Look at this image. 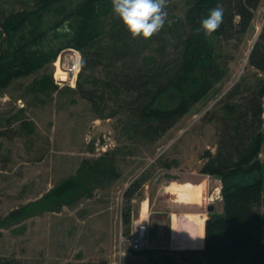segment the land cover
<instances>
[{
  "label": "rangeland",
  "instance_id": "1",
  "mask_svg": "<svg viewBox=\"0 0 264 264\" xmlns=\"http://www.w3.org/2000/svg\"><path fill=\"white\" fill-rule=\"evenodd\" d=\"M80 1L71 0L67 7ZM32 6L33 0H0V16ZM186 8V0H168L164 28L174 18L183 20ZM114 15L112 12L103 19L104 34L94 47L108 48L107 32ZM164 28L154 40L147 39L140 46L145 54L161 53L171 60L177 56L175 44L182 27L171 28L170 33ZM262 30L264 0L243 35L214 38L220 65L225 69L223 78L161 135L144 134L132 118L127 95L121 92L117 96L111 88H104V82L114 81L120 62L113 64L103 59L92 72H84V77L93 76L97 80L82 84L88 90H96L94 104L81 97L76 85H56L57 89L47 93L31 91L28 87L31 82L45 70L48 73L53 70L52 64L13 80L1 90L0 260L10 259L16 264H149L142 253L130 249V234L139 224L146 225L149 248L171 249L173 219L194 211L183 205H193L195 212L206 216L210 206L219 212L222 182L200 173V169L207 160L205 154L217 151L225 133L224 103L239 101L249 94L257 79L264 78V72L248 63L249 53ZM18 115L21 117L16 119ZM24 122L31 124L32 133L21 128ZM105 153L118 176L101 181L91 196H83L58 211L30 216L18 213L54 185L76 174L82 161H93ZM260 158H264V153ZM192 174L196 177L189 179ZM204 178L209 184L203 190L205 197L194 206L195 189L188 185L189 180L198 182ZM134 179L146 181L140 195L127 201L124 191ZM217 188L218 195L211 203L210 196ZM143 200L146 212L141 216ZM127 206L132 214L128 229L122 222ZM235 264H250L249 256L239 257Z\"/></svg>",
  "mask_w": 264,
  "mask_h": 264
},
{
  "label": "trees",
  "instance_id": "2",
  "mask_svg": "<svg viewBox=\"0 0 264 264\" xmlns=\"http://www.w3.org/2000/svg\"><path fill=\"white\" fill-rule=\"evenodd\" d=\"M260 1L186 0L183 20L174 18L164 28L170 33L171 28L182 27L175 44L177 56L166 60L161 53L145 54L140 45L147 40L133 39L116 15L112 16L107 32L108 48L94 47L104 34L103 19L113 12L111 0H81L71 8L67 7L71 0H33L30 8L0 16V91L13 80L52 64L62 49L75 48L82 57L75 89L81 97L95 103L96 90H88L82 84L97 80L93 76L84 77L85 71L92 72L103 59L113 64L120 62L114 81L104 82V88H111L117 96L121 92L127 95L132 118L144 134L161 135L223 78L225 69L220 65L214 38L243 35ZM217 5L224 9L220 28L211 35L198 33L201 20ZM248 63L264 72V30L249 53ZM28 87L41 93L57 89L52 70L49 73L45 70ZM223 112L225 133L217 151L205 154L207 160L200 169V173L222 182L221 209L211 211L208 216L194 211L174 218V243L181 249L156 247L132 251L142 253L149 264H235L244 255L249 256L250 264H264V158H260L264 153V78L257 79L249 94L239 101L225 102ZM21 128L28 134L33 132L28 122ZM107 155L82 161L76 174L54 185L18 213L30 216L58 211L83 196H91L101 181L118 176L108 164ZM145 181L134 179L124 191L125 200L140 195ZM218 190L212 192L211 203ZM131 220V208L127 206L122 213L127 229ZM184 246L196 249H182ZM0 264L16 262L4 259Z\"/></svg>",
  "mask_w": 264,
  "mask_h": 264
},
{
  "label": "clouds",
  "instance_id": "3",
  "mask_svg": "<svg viewBox=\"0 0 264 264\" xmlns=\"http://www.w3.org/2000/svg\"><path fill=\"white\" fill-rule=\"evenodd\" d=\"M112 10L133 39H150L157 35L167 22L168 0H111ZM224 9L221 5L210 9L207 18L196 29L211 35L223 23Z\"/></svg>",
  "mask_w": 264,
  "mask_h": 264
},
{
  "label": "built area",
  "instance_id": "4",
  "mask_svg": "<svg viewBox=\"0 0 264 264\" xmlns=\"http://www.w3.org/2000/svg\"><path fill=\"white\" fill-rule=\"evenodd\" d=\"M81 52L75 48L62 49L52 62V79L58 87L76 85L81 70ZM146 225L139 224L129 237L131 251L149 249Z\"/></svg>",
  "mask_w": 264,
  "mask_h": 264
},
{
  "label": "bare ground",
  "instance_id": "5",
  "mask_svg": "<svg viewBox=\"0 0 264 264\" xmlns=\"http://www.w3.org/2000/svg\"><path fill=\"white\" fill-rule=\"evenodd\" d=\"M187 185V184H186ZM189 186H191L193 189H195V193L193 194V199H194V206L196 205V204H198V203H200L201 201H202V196H204L203 195V190H204V188L208 185V181H207V179L206 178H204V180H202V179H200V181H198V182H193V181H190L189 180V184H188ZM187 189H188V187H187ZM207 190V189H206ZM205 191V190H204ZM205 197V196H204ZM203 197V198H204ZM205 201V200H204ZM206 203V202H205ZM146 202H145V200H143V203H142V205H141V209H140V212H141V216L142 215H144L145 214V212H146ZM193 205H190V206H187V205H183V207L185 208V209H191L192 208V210H194L195 211V209H193V208H195V207H192ZM196 206H198V205H196ZM188 207V208H187ZM194 211H187V212H189L190 214H192ZM141 221H142V219H141Z\"/></svg>",
  "mask_w": 264,
  "mask_h": 264
},
{
  "label": "crops",
  "instance_id": "6",
  "mask_svg": "<svg viewBox=\"0 0 264 264\" xmlns=\"http://www.w3.org/2000/svg\"><path fill=\"white\" fill-rule=\"evenodd\" d=\"M189 177V179H190V177H191V179H193V178H195L196 176L195 175H190V176H188ZM207 181H208V179H207ZM209 185V184H208ZM172 219H173V213H171V215H170V222H171V224H172ZM170 232H171V247H173V248H171V249H176V247L178 248V246H175L176 244L174 243V232H173V225H171V229H170ZM185 247V246H184ZM182 248V249H185V248H189V247H185V248ZM179 249H181V248H179Z\"/></svg>",
  "mask_w": 264,
  "mask_h": 264
},
{
  "label": "water",
  "instance_id": "7",
  "mask_svg": "<svg viewBox=\"0 0 264 264\" xmlns=\"http://www.w3.org/2000/svg\"><path fill=\"white\" fill-rule=\"evenodd\" d=\"M207 210L210 212L213 211V206L207 207Z\"/></svg>",
  "mask_w": 264,
  "mask_h": 264
}]
</instances>
